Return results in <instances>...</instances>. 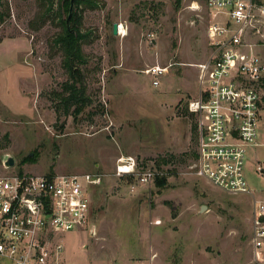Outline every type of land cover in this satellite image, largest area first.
I'll return each mask as SVG.
<instances>
[{"label":"rangeland","instance_id":"rangeland-1","mask_svg":"<svg viewBox=\"0 0 264 264\" xmlns=\"http://www.w3.org/2000/svg\"><path fill=\"white\" fill-rule=\"evenodd\" d=\"M0 24V175L100 174L90 224L57 233L71 264H258L250 245L254 198L230 195L192 174L197 152V63L211 52L206 0H100L85 10V79L91 104L75 118L56 95L67 74L53 46L58 0L39 30L29 26L37 0H8ZM122 24L126 35L114 34ZM264 52V50H263ZM169 67L155 86L145 73ZM42 75V82L38 76ZM42 83L39 99L32 93ZM245 175L264 196V145L249 150ZM15 159L6 168L4 161ZM167 184L143 186L117 174L120 157ZM206 205L207 209L201 210ZM176 214V216H174Z\"/></svg>","mask_w":264,"mask_h":264},{"label":"built area","instance_id":"built-area-1","mask_svg":"<svg viewBox=\"0 0 264 264\" xmlns=\"http://www.w3.org/2000/svg\"><path fill=\"white\" fill-rule=\"evenodd\" d=\"M206 3L211 52L196 64L198 92L188 104L197 139L190 168L227 194L253 196L250 245L253 260L264 264V196L255 197L245 175L249 150L264 145V0ZM168 69L153 65L145 73L158 86ZM255 167L264 179V164ZM138 168L136 158L120 157L116 171L143 186L155 182V170ZM101 182L91 173L0 175V264H71L57 233L87 228L91 191Z\"/></svg>","mask_w":264,"mask_h":264},{"label":"trees","instance_id":"trees-1","mask_svg":"<svg viewBox=\"0 0 264 264\" xmlns=\"http://www.w3.org/2000/svg\"><path fill=\"white\" fill-rule=\"evenodd\" d=\"M39 5L36 17L29 21V26L34 30L41 29L51 18L56 0H37ZM58 12L60 31L53 38V46L58 49L62 56V67L67 79L62 84V89L56 92L66 110L72 111L75 118L78 117L90 104L91 97L87 92L85 68L87 56L83 45L89 38L88 32L83 31V13L85 10H95L100 7V0H76L74 11L70 21V0H58ZM11 16V7L8 0H0V24ZM196 133V125L194 124ZM197 155V153H195ZM196 157V156H195ZM19 173H23L20 171ZM158 185L167 184L166 177H156ZM176 216V214H174Z\"/></svg>","mask_w":264,"mask_h":264},{"label":"water","instance_id":"water-1","mask_svg":"<svg viewBox=\"0 0 264 264\" xmlns=\"http://www.w3.org/2000/svg\"><path fill=\"white\" fill-rule=\"evenodd\" d=\"M75 2H76V0H70V12H69V16H68V19H67L68 22L70 21V19L72 17V14H73V11H74V7H75ZM113 33L115 35L119 33V25H118V23H114V25H113ZM4 165H5L6 168L13 167L15 165V159L10 156L8 159H6L4 161ZM205 209H207V206L203 205L201 210L204 211Z\"/></svg>","mask_w":264,"mask_h":264},{"label":"crops","instance_id":"crops-1","mask_svg":"<svg viewBox=\"0 0 264 264\" xmlns=\"http://www.w3.org/2000/svg\"><path fill=\"white\" fill-rule=\"evenodd\" d=\"M38 78L42 82V75L38 76ZM42 86H43L42 83H39L38 86H36V88L34 90H32L33 91L32 93H34L35 97H38V99H39L40 93L42 92V89H43ZM261 138H262V140H264V128H263V131H262V134H261Z\"/></svg>","mask_w":264,"mask_h":264},{"label":"bare ground","instance_id":"bare-ground-1","mask_svg":"<svg viewBox=\"0 0 264 264\" xmlns=\"http://www.w3.org/2000/svg\"><path fill=\"white\" fill-rule=\"evenodd\" d=\"M120 28H122V29H121V32H122L123 34L126 35L127 33H126V29H125V27H120Z\"/></svg>","mask_w":264,"mask_h":264}]
</instances>
